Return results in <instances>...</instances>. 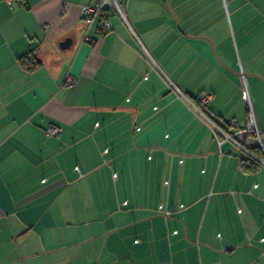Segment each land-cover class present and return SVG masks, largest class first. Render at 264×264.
Instances as JSON below:
<instances>
[{
	"label": "crops",
	"instance_id": "0c3cea01",
	"mask_svg": "<svg viewBox=\"0 0 264 264\" xmlns=\"http://www.w3.org/2000/svg\"><path fill=\"white\" fill-rule=\"evenodd\" d=\"M147 1L86 36L81 8L96 0H0V264H264V167L178 94L211 93L212 120L243 126L234 73L264 79V13L235 6L229 44L182 21L225 69ZM248 91L264 129V83Z\"/></svg>",
	"mask_w": 264,
	"mask_h": 264
},
{
	"label": "built area",
	"instance_id": "2783aa9c",
	"mask_svg": "<svg viewBox=\"0 0 264 264\" xmlns=\"http://www.w3.org/2000/svg\"><path fill=\"white\" fill-rule=\"evenodd\" d=\"M5 2L11 7L13 0H5ZM125 2L126 0H96L92 5L83 6L81 8V19L86 36L94 26H96L98 34L101 35L111 31L113 29L111 22L113 15L120 17L126 22L124 15ZM238 78L246 105L247 116L243 126H239L233 121L226 123L225 126H221L212 120L208 109V104L212 99L211 93H201L193 100L185 97L180 91H178V94L193 112L209 126L219 144L230 142L246 157L248 162H253L264 167V129L260 125L255 103L249 95L248 78L241 67L239 68ZM73 85V80L67 79L66 86L72 87ZM45 133L50 137L59 138L62 130L55 126H48L45 129ZM244 164L245 166L248 165L247 162ZM165 215L170 216L171 213L166 212Z\"/></svg>",
	"mask_w": 264,
	"mask_h": 264
},
{
	"label": "rangeland",
	"instance_id": "374dc122",
	"mask_svg": "<svg viewBox=\"0 0 264 264\" xmlns=\"http://www.w3.org/2000/svg\"><path fill=\"white\" fill-rule=\"evenodd\" d=\"M149 1L145 2V4L153 5L156 4L155 1L157 0H149ZM249 1L247 0V3ZM128 2L130 3L131 0H128ZM252 2L256 4L255 1ZM252 2H250L248 6H245L246 0H183L182 1V3H184L182 7L183 9L180 7L179 10L176 9V11L178 12L175 13L176 16L178 17L181 27H182V21L185 20L187 21L188 25L192 24L196 28L199 27L198 29H200V31L210 30L211 31L210 35L214 36L218 40L219 39L224 40L226 44H229L230 42L234 41V37L237 38V40H239L240 37L239 30L237 29V25H236L237 24L236 22H238V20L234 14L235 6L237 7L243 5L242 16L244 20H250L249 17L251 18L253 17V19H256L257 17H263V13H264V3H262L263 0H257V3L260 4L262 7L259 6L258 4L255 6L254 4H252ZM170 5H173V7L176 6L174 0H170ZM126 12L127 11H125V18H127L129 21V15L127 14L128 12L127 13ZM166 14L170 16V14L168 13ZM244 15L245 17L247 15V19L244 17ZM154 18L156 20L162 19L159 12L155 13ZM126 22H124V24H127ZM262 22H264V20H262Z\"/></svg>",
	"mask_w": 264,
	"mask_h": 264
},
{
	"label": "water",
	"instance_id": "95a60500",
	"mask_svg": "<svg viewBox=\"0 0 264 264\" xmlns=\"http://www.w3.org/2000/svg\"><path fill=\"white\" fill-rule=\"evenodd\" d=\"M164 3H165V7H166L167 11H168L169 14H171V16L174 18V20H175V22H176V25H177L178 29H179V30H180L185 36H187V37H189V38H194V39H204V40L208 41V42L210 43V46H211L212 52H213V54H214L216 60L221 64V66H223L225 69H227V67H226V66L223 64V62L219 59V57H218V55H217V53H216V51H215V49H214V46H213L212 41H211L208 37H205V36H190V35L185 34V33L183 32L182 28H181V24H180V22H179V20H178V17L175 15V13L173 12V10H172V8H171V6H170V2H169V0H164ZM67 43H69V40H65V41L60 45V47H61V48H65V47H67ZM234 74H236L237 76H239V72H238V73H234ZM244 74H245V76H246L247 78H256V79H258V80H260L261 82L264 83V79H263L262 77L256 75V74H252V73H244Z\"/></svg>",
	"mask_w": 264,
	"mask_h": 264
},
{
	"label": "trees",
	"instance_id": "16d2710c",
	"mask_svg": "<svg viewBox=\"0 0 264 264\" xmlns=\"http://www.w3.org/2000/svg\"><path fill=\"white\" fill-rule=\"evenodd\" d=\"M18 61L27 71H34L35 69H37L40 66V62L36 61L33 54H31L30 57H26V56L20 57L18 59ZM252 164H255V163H252ZM255 165H257V164H255ZM249 168H251V166H249L248 169Z\"/></svg>",
	"mask_w": 264,
	"mask_h": 264
},
{
	"label": "flooded vegetation",
	"instance_id": "af4514ba",
	"mask_svg": "<svg viewBox=\"0 0 264 264\" xmlns=\"http://www.w3.org/2000/svg\"><path fill=\"white\" fill-rule=\"evenodd\" d=\"M172 8V7H171ZM172 10H173V12L175 13V11H174V9L172 8ZM175 15H176V13H175ZM170 16H171V14H170ZM173 18V17H172ZM175 21V20H174Z\"/></svg>",
	"mask_w": 264,
	"mask_h": 264
}]
</instances>
